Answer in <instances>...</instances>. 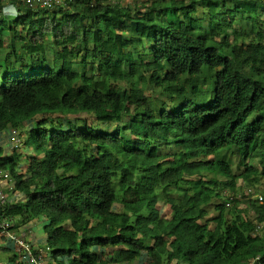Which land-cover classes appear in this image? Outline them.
Returning a JSON list of instances; mask_svg holds the SVG:
<instances>
[{
	"label": "trees",
	"instance_id": "trees-1",
	"mask_svg": "<svg viewBox=\"0 0 264 264\" xmlns=\"http://www.w3.org/2000/svg\"><path fill=\"white\" fill-rule=\"evenodd\" d=\"M122 1L0 3L17 10L0 18V133L29 130L33 149L23 173L21 153L0 147V169L24 195L0 203V253L27 264L1 232L43 218L57 264H142L143 253L147 264H264V203L227 209L223 196L239 178L264 180V0H146L148 14ZM86 113L102 125L129 115V134L59 122Z\"/></svg>",
	"mask_w": 264,
	"mask_h": 264
},
{
	"label": "rangeland",
	"instance_id": "rangeland-1",
	"mask_svg": "<svg viewBox=\"0 0 264 264\" xmlns=\"http://www.w3.org/2000/svg\"><path fill=\"white\" fill-rule=\"evenodd\" d=\"M144 1H146V0H123L121 3L123 4L122 6L125 8L131 9V7H132L134 12H139V13L147 12V14H148L146 7H143L141 5V4H143L142 2H144ZM237 5H238V3H233L232 1L229 0L226 8L227 9L228 8L233 9ZM199 8H200L198 10L199 16H201L203 18L206 17L207 10L205 8L203 9V7H199ZM3 11L0 13V18L4 17L5 18L4 20H7V21L12 20L17 14L16 10H13L11 8H8V7L3 8ZM159 14H160V10L156 9V15H159ZM242 17L243 16H241V15H235V17L233 16L234 27L237 30L242 28L241 27L242 22H243ZM8 22H10V21H8ZM6 39H8V37ZM150 46H151V43L146 42L140 47V54L143 57H145V59H148L150 57V54H149ZM47 52H48V56H47L48 61L50 63H53L58 58L59 48H57L55 45H51V46L47 47ZM137 56H138V53L136 54L135 57L137 58ZM155 94L158 97H160L159 92L157 90H155ZM80 117L81 116H79V115L69 116V117L66 116V118H59V122L61 123L62 127L66 126V128H68V124H69L68 122L70 121V122H76L80 128H84L86 125H89V126L96 128L97 130L104 128L106 131L111 132V133L115 132L119 127L120 128L122 127V128H124V131L126 132V134H129V131L127 130L129 123H130V119H131V116H129V115L124 116V118H122L119 121H113V122L106 124V125L100 124L93 117L92 114L86 113V114H83V118H80ZM82 121H83V123H82ZM32 122L33 121H29L26 125L30 126L33 124ZM28 131L29 130L19 132V130L17 129L15 132L16 135H14L13 131L9 132V130H5L4 132L0 133V147L4 148L5 152L8 155L11 154L12 156H16L17 154L21 153V157L19 159V164H20V171H24L23 173H28V169H29V158H27L26 156L28 154H32V152H33V149L25 148L23 146V143L28 136ZM18 139H19V141L16 142ZM234 168L236 171L242 169V167L239 165V158H237V157L234 161ZM3 177L5 178V176H3ZM0 180H1V178H0ZM9 185H10L9 182H8V184L3 182L2 185L0 186V188L3 189L7 195L9 194V191L11 192V190H10L11 188L9 189ZM258 189H261V187H259ZM21 197L19 196L18 199H21ZM15 198L16 197H11L10 200L13 201ZM220 202H221V200H217V199L214 200L215 204H217V203L219 204ZM215 204H214V206H215ZM160 208L162 210L161 211L162 214H165V210H167V209H165L166 206L164 205L163 202L160 203ZM114 209L120 210L119 205L116 204L114 206ZM214 209H215L214 207L211 208L210 215H212L213 213L217 214ZM247 216H251V213L248 212ZM42 220H43V218L38 219L37 220L38 223H36V222L32 223V227L30 229H27L26 230L27 232L24 231V235H26L29 240H30L29 237L31 236V233L32 234L35 233V234H33V236H36V235H38L39 237L44 236L43 228L41 227L42 226V224H41ZM214 226H215V222H210V227L213 228ZM45 237H46V235H45ZM34 239L36 242H38V238L34 237ZM3 242H5L6 245L9 243L7 240H3V238L0 237V245L3 244ZM39 243H36V244H39ZM42 244H44V243H40V245H42ZM13 252H14L13 250L2 251L0 253V257H1L2 262L6 263V264H19V262L13 263L12 261H10V255L13 254ZM239 252H241L243 254L242 256H245L246 259L248 258V260L250 262H252L253 258L251 256V254L245 248L240 249ZM259 258H260V256H259ZM140 260H141L142 264H147V262L149 261L148 256L145 253H143V256L140 258ZM139 262L140 261H138V263Z\"/></svg>",
	"mask_w": 264,
	"mask_h": 264
},
{
	"label": "clouds",
	"instance_id": "clouds-1",
	"mask_svg": "<svg viewBox=\"0 0 264 264\" xmlns=\"http://www.w3.org/2000/svg\"><path fill=\"white\" fill-rule=\"evenodd\" d=\"M10 8V7H8ZM15 10V9H13ZM17 12V10H16ZM9 132L10 131H13V130H17V129H8ZM19 130V129H18ZM21 130H19L20 132ZM235 174H240L242 171H244V168L242 167V169L236 171L235 168L233 169ZM0 178H1V182H5L6 184H8V182L10 183L9 185V189L11 190V192L9 191V194L7 195L3 189L0 188V191L4 194L5 198L2 202L0 203H3L5 202L6 200H10L11 197H16L13 201H18V197L22 196L21 199L24 197V195H22L21 193L19 192H16L15 191V185H16V182L15 180L12 179V177H10L9 173L7 171H4V170H1L0 169ZM5 176V178L3 177ZM236 190L235 191H232L231 189H225L223 191V196H224V200H226V207L227 209L231 208L234 204V200H243V202L245 200H256V203H259V204H262L264 203V180H262L261 182L255 184V185H252L249 183V181H244V179L242 178H239L238 181H237V184H236ZM259 187H261V189H258ZM7 195V196H6ZM245 204H242L241 205V208L245 211H243V214L245 215V218H250L252 220L255 221L256 219V216L253 212V210L250 208L247 209L246 207H244ZM166 209V208H165ZM247 209V210H246ZM215 211H217L216 209H214ZM251 213V216H247V213ZM33 222H38V221H33ZM32 222V223H33ZM28 229V228H27ZM264 229V222H261V223H258L257 225V229L255 232L259 233L261 230ZM20 231H25V229H20ZM27 237V236H26ZM28 239V238H27ZM28 241H30L28 239ZM32 244L34 245H38V246H44L45 244H36L35 242H33L32 240L30 241ZM50 248V247H48ZM52 252V249L50 248L49 249V254H48V263L49 264H57V261L55 259H52V256L50 255ZM259 256L260 255H257L256 257H254L253 259H259ZM252 259V260H253Z\"/></svg>",
	"mask_w": 264,
	"mask_h": 264
},
{
	"label": "built area",
	"instance_id": "built-area-1",
	"mask_svg": "<svg viewBox=\"0 0 264 264\" xmlns=\"http://www.w3.org/2000/svg\"><path fill=\"white\" fill-rule=\"evenodd\" d=\"M11 0H0L1 4L7 5L10 3ZM24 4L28 5L32 9H51L58 5H64L67 3L68 0H21ZM11 9L16 10V5H10ZM16 130H13L14 135H16ZM19 139L16 141L18 142ZM17 144V143H16ZM15 144V145H16ZM5 196L0 191V202L4 200ZM3 226H9L8 223H5ZM1 235H7L13 244L16 245L18 251L21 253L20 260L26 262L27 264H49L48 263V254L49 249L45 246H38L32 244L28 241L26 235H24L23 231L19 232H7L3 230ZM23 258V259H22Z\"/></svg>",
	"mask_w": 264,
	"mask_h": 264
},
{
	"label": "crops",
	"instance_id": "crops-1",
	"mask_svg": "<svg viewBox=\"0 0 264 264\" xmlns=\"http://www.w3.org/2000/svg\"><path fill=\"white\" fill-rule=\"evenodd\" d=\"M2 183L3 182H1L0 181V186L2 185ZM34 223V222H33ZM36 223H38V222H36ZM41 224H42V228H44V225L46 224V220L45 219H43L42 221H41ZM28 229H30L31 227H32V222L30 223V224H28L27 226H26ZM31 232V231H30ZM33 234H35V233H33ZM33 234L31 233V236L29 237L30 238V240H32L33 242H35L36 243V241H35V239H34V237H36V238H38V242L37 243H46V241H47V238L45 237V235L44 236H38V235H36V236H33ZM39 243V244H40Z\"/></svg>",
	"mask_w": 264,
	"mask_h": 264
}]
</instances>
